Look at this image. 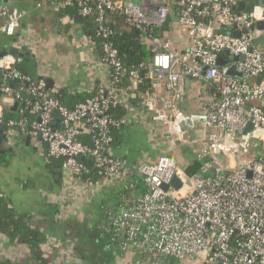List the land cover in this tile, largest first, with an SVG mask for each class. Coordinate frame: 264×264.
<instances>
[{
	"label": "built area",
	"instance_id": "obj_1",
	"mask_svg": "<svg viewBox=\"0 0 264 264\" xmlns=\"http://www.w3.org/2000/svg\"><path fill=\"white\" fill-rule=\"evenodd\" d=\"M59 1L64 8L77 6L83 17L95 15L100 43L91 41L106 75L84 84L81 92L91 98L69 108L45 83L18 70L14 55L0 57V125L4 109L18 102L22 118L9 122L7 141L30 129L46 144L49 158L63 160L59 217L86 221L83 205L114 188L117 200L98 229L119 264H264V153L241 165L232 146L249 150L255 140L264 152V79L257 82L264 76V47H254L264 35V4L248 13L238 10L243 0H93L95 7L86 0ZM107 12L121 14L143 32L152 54L148 68L144 63L127 70ZM28 15L0 0L1 33L14 38ZM167 23L170 31L151 32ZM175 37L188 45L175 43ZM220 58L237 64L245 80L225 76ZM12 80L26 87L15 90ZM189 83L197 90L192 113L185 109ZM140 85L149 87L136 97L132 90ZM116 107L126 110L119 119ZM133 125L148 132L154 153L117 155V134L124 136ZM184 146L194 148L199 172L193 186L166 191L163 186L186 169L174 158ZM216 155L225 156L224 165ZM85 159L100 170L98 181L83 178L89 173Z\"/></svg>",
	"mask_w": 264,
	"mask_h": 264
},
{
	"label": "crops",
	"instance_id": "obj_2",
	"mask_svg": "<svg viewBox=\"0 0 264 264\" xmlns=\"http://www.w3.org/2000/svg\"><path fill=\"white\" fill-rule=\"evenodd\" d=\"M8 4L29 15L22 21L14 38L0 37V51L18 48L26 52L31 49L36 59L28 56L34 62L36 73L38 77L54 82L51 89H67L74 93L81 91L91 80H105L99 49L88 34L94 26L72 17L69 13L73 10L62 7L59 0H9ZM4 23L0 21V30ZM39 81L47 86L45 80ZM190 84L185 109L192 113L197 111L198 102L197 90ZM141 128L133 125L124 136H120L118 143L114 144L117 155L134 158L155 152L148 132ZM167 147L165 144L162 150ZM2 150L5 153H0V189L16 210L30 214L48 234L46 251L53 260L52 264H119L117 255L108 246L107 235L98 229L97 222L102 220L107 207L116 202V189L105 190L83 205L86 221H91L93 216L97 220L91 226L56 227L48 218L50 204L58 196L61 181L57 184L58 176L48 170L46 144L27 129L14 143L5 140ZM180 155L176 150L174 158L189 162L188 151L182 148ZM180 165L183 168V164ZM81 243L86 250H80ZM29 259L26 246L10 241L0 233V264H27Z\"/></svg>",
	"mask_w": 264,
	"mask_h": 264
},
{
	"label": "trees",
	"instance_id": "obj_3",
	"mask_svg": "<svg viewBox=\"0 0 264 264\" xmlns=\"http://www.w3.org/2000/svg\"><path fill=\"white\" fill-rule=\"evenodd\" d=\"M91 6L95 7L93 0H86ZM69 9V8H67ZM70 10H73L71 16L77 19L80 22L89 23L94 28H90V32L88 33L91 38L99 44L100 41L96 37L97 26L95 22V15L90 17H83L80 15L77 6L70 7ZM234 11H237V8H234ZM171 21V20H170ZM106 23L113 32L112 40L119 50L120 57L123 59L124 64L127 70L131 69H139L141 64H146L147 68L151 62L152 54L148 45L144 42L143 32L135 27H131L126 24L124 17L116 12H107L106 13ZM170 24L161 29L156 30L153 29L151 32L153 33H162L164 31H170ZM17 59V69L20 70L23 74L27 75L33 81L38 82L39 77L36 73V68L34 66V62L26 55L25 51L20 50L14 55ZM146 70H140V73H145ZM2 80V78H0ZM10 85L17 90L18 87H26V84L20 83L17 80H12L9 82ZM128 86V85H126ZM148 85L139 86L136 90H132L136 97L143 94L147 89ZM55 99H57L61 104L74 108L77 104L86 101L87 99L93 96L92 93L89 92H81L76 91L74 93H70L67 89H57L55 92H52L53 89H47ZM135 100V99H134ZM264 102L261 103V106ZM23 106L18 108L17 110H12L11 108L7 110L4 114V122L0 125V133H6L8 130V124L10 121L19 120L22 118L21 110ZM125 108L116 107L113 110V114L117 116L119 119L125 115ZM120 134H117L116 143L121 138ZM188 141H191L190 134L185 135ZM188 151L189 155V164L185 170H178L175 178H179L182 182L183 187L187 185V181L191 182V186H193L192 180L197 176L200 169V162L198 161L197 155L193 152L194 148L191 146H184L183 150ZM48 170L59 176L62 171V159H54L48 157ZM84 163L88 166L89 173H84V179H91L92 181H98L102 174H100V170L95 168L91 161L83 160ZM174 178V179H175ZM173 179V180H174ZM173 182V181H172ZM61 186V184H60ZM189 186V185H187ZM51 215L48 218L49 223L58 227L59 225L72 227L73 225H78L79 227H88L91 226L92 223L97 221L93 219L91 221H85L80 223L75 219H63L59 217V201L57 198L50 204ZM99 222V220L97 221ZM88 223V225H87ZM0 233L6 236L10 241L16 242L18 244L24 245L29 249L30 259L29 263H37V264H52V259L49 257L48 252L46 251V244L48 241V234L42 230L41 226L37 223L36 219L32 217L30 214L20 213L13 206L12 201L7 198L6 195L3 194L0 189Z\"/></svg>",
	"mask_w": 264,
	"mask_h": 264
},
{
	"label": "water",
	"instance_id": "obj_4",
	"mask_svg": "<svg viewBox=\"0 0 264 264\" xmlns=\"http://www.w3.org/2000/svg\"><path fill=\"white\" fill-rule=\"evenodd\" d=\"M138 3H147L149 0H134ZM9 0H5V3H8ZM264 4V0H243L242 2H240L239 6H238V10L239 11H246L248 13L252 12L255 6L258 5H263ZM174 21H178V18L176 15H172L171 17ZM259 28L260 29H264V24L260 23L259 24ZM174 42L175 43H182V44H186L188 45V41H184L183 39L179 38V37H175L174 38ZM258 46H263L264 47V35H262L261 37H259L255 43H254V47H258ZM20 50L18 48H11L9 51H0V57H5L7 55H15L17 52H19ZM27 55L32 56L33 59H36L35 54L32 52L31 49L26 50L25 52ZM228 53L225 52L224 56H227ZM241 60H244V58L242 57ZM218 65L223 67V73L225 76L229 77V78H235L238 80H245V76L244 73L239 70L237 64L235 63H231L228 64L227 60L220 58L218 60ZM207 69V68H206ZM40 80H45L47 82V86L46 89H51L54 86V82L50 79H47L46 77H39ZM264 79L263 77H260L258 79V83H260L262 80ZM2 93L0 91V99H1ZM19 108V103L16 102L13 107H11L12 110H17ZM7 112V109H4L3 113L5 114ZM182 128H185L184 125L181 126ZM252 130V125L249 124L248 128L245 131L246 133H249ZM28 140L30 139V137L27 138ZM5 140H7L6 135L2 132L0 133V153H5L4 150H2V147L5 143ZM234 148V153L233 155L237 156L238 161L241 165H245L247 163H249L250 161H253L257 158H259L260 156L263 155V151H262V143L252 140L249 143V150H245L244 148L240 147L238 148L237 144H233L232 145ZM253 149H256L257 151H252ZM215 158L217 160H219L221 162L222 165H224L225 162V156L224 155H216ZM213 172V171H212ZM59 180L56 182L57 184L60 183L61 179H62V174L60 173L58 176ZM187 185L191 186V182L187 181L186 182ZM183 185V182L179 179V178H175L173 180V182L171 183V185H165L163 186L164 190L168 191L170 189V187L174 188L175 190H178L181 188V186Z\"/></svg>",
	"mask_w": 264,
	"mask_h": 264
},
{
	"label": "rangeland",
	"instance_id": "obj_5",
	"mask_svg": "<svg viewBox=\"0 0 264 264\" xmlns=\"http://www.w3.org/2000/svg\"><path fill=\"white\" fill-rule=\"evenodd\" d=\"M0 21H5L4 19H2V18H0ZM2 35H4V34H2L1 33V30H0V37L2 38V39H6V38H9V37H5V36H2ZM198 136V137H200V133H198V132H196V133H194L193 134V136ZM180 148L179 149H177V151H178V155L179 156H181L180 155ZM175 160L179 163V164H183V167H185V168H187L188 167V164L189 163H185V161L184 160H182V159H179L178 157L177 158H175ZM211 175H212V173H211ZM92 235H94V233H92ZM74 238V237H73ZM80 250L82 251V250H86V247L84 248V245L81 243V246H80ZM86 252V251H85Z\"/></svg>",
	"mask_w": 264,
	"mask_h": 264
}]
</instances>
